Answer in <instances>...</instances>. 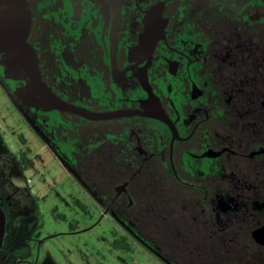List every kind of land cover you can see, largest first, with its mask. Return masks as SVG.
<instances>
[{
    "label": "flooded vegetation",
    "instance_id": "1",
    "mask_svg": "<svg viewBox=\"0 0 264 264\" xmlns=\"http://www.w3.org/2000/svg\"><path fill=\"white\" fill-rule=\"evenodd\" d=\"M24 1L31 14L27 43L42 81L56 97L104 114L143 112L142 104L153 96L177 133L147 116L88 120L24 107L15 91L26 81L6 77L0 64L4 88L45 138L39 124L53 134L59 126L56 112L68 113L82 119L77 122L84 123L85 143L119 155L121 143L133 155L130 163L163 170L149 176L155 177L154 186L166 187L164 192H264V124L257 123L258 117L264 122V100L258 109H229V126L222 123L227 110L208 103L222 99L235 106L243 91L238 85L252 89L249 77L231 78L232 88L224 89V75L249 64L230 61L234 51L248 56L258 51L252 35L264 31V0ZM244 95L249 101L253 97ZM253 181L263 185L258 189ZM7 201L0 196L5 221L25 210ZM210 208L208 216L219 218L227 207Z\"/></svg>",
    "mask_w": 264,
    "mask_h": 264
},
{
    "label": "trees",
    "instance_id": "2",
    "mask_svg": "<svg viewBox=\"0 0 264 264\" xmlns=\"http://www.w3.org/2000/svg\"><path fill=\"white\" fill-rule=\"evenodd\" d=\"M260 32L252 35L253 44L258 47L256 53L231 54L230 61L243 60L241 63L249 64L231 68L224 75V89L232 88L227 80L246 77L252 78V89L247 90V84L238 85L243 91L235 106L234 101L224 103L222 99L208 102L227 110V121L222 122L226 126L232 117L229 109H258L260 99L264 100V31ZM250 92L253 97L249 101L244 94ZM248 102L252 104L247 105ZM56 115L59 126L53 134H47L39 124L51 147L102 204L109 206L165 260L171 264H264V246L251 237V232L264 224V192H164L162 189L166 187L154 186L155 177L149 176L163 170L153 171L151 165L130 163L133 155L121 143L120 155L97 144L85 143L84 123L77 122L82 119L68 113L56 112ZM247 116L241 118L248 119ZM253 119L256 120L255 115ZM257 123L264 124L260 117ZM53 124L56 126V122ZM26 155L21 152L17 158L11 152L0 154V196L7 203L19 205L20 210L36 202L28 186L18 188L9 178L14 166L19 167L22 175L30 167L32 162L26 161ZM261 184L263 181H253L258 189ZM215 204L227 207L219 218L208 216L210 206ZM114 244L121 250H131L125 237L114 236Z\"/></svg>",
    "mask_w": 264,
    "mask_h": 264
},
{
    "label": "rangeland",
    "instance_id": "3",
    "mask_svg": "<svg viewBox=\"0 0 264 264\" xmlns=\"http://www.w3.org/2000/svg\"><path fill=\"white\" fill-rule=\"evenodd\" d=\"M0 151L27 153L32 164L24 175L14 166L10 181L36 198L7 216L0 264H171L88 190L1 81ZM114 236L125 237L131 250L119 249Z\"/></svg>",
    "mask_w": 264,
    "mask_h": 264
},
{
    "label": "water",
    "instance_id": "4",
    "mask_svg": "<svg viewBox=\"0 0 264 264\" xmlns=\"http://www.w3.org/2000/svg\"><path fill=\"white\" fill-rule=\"evenodd\" d=\"M31 27V14L24 0H0V64L6 77L25 80V86L15 91L16 100L24 107L50 108L76 114L88 120H104L123 116L141 115L166 122L177 134L165 116L158 101L150 96L142 104L143 112L124 110L114 113H92L74 107L56 97L42 81L35 51L27 43ZM5 215L0 208V252L5 234ZM255 243L264 246V224L251 232Z\"/></svg>",
    "mask_w": 264,
    "mask_h": 264
}]
</instances>
